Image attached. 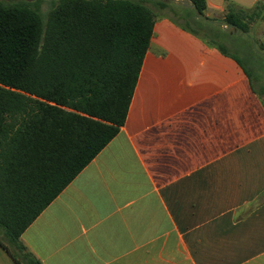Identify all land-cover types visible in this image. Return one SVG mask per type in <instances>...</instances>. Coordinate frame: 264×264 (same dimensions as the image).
Listing matches in <instances>:
<instances>
[{"label": "crops", "instance_id": "crops-1", "mask_svg": "<svg viewBox=\"0 0 264 264\" xmlns=\"http://www.w3.org/2000/svg\"><path fill=\"white\" fill-rule=\"evenodd\" d=\"M22 239L43 264H264V105L245 70L163 16L125 126ZM0 264H16L1 246Z\"/></svg>", "mask_w": 264, "mask_h": 264}, {"label": "trees", "instance_id": "trees-1", "mask_svg": "<svg viewBox=\"0 0 264 264\" xmlns=\"http://www.w3.org/2000/svg\"><path fill=\"white\" fill-rule=\"evenodd\" d=\"M11 1H0V246L16 264H43L23 233L125 126L163 16L145 0H52L46 16L43 0ZM187 2L195 9L156 5L238 62L264 105V85L229 51L207 0ZM225 12L223 24L248 35L264 20V0Z\"/></svg>", "mask_w": 264, "mask_h": 264}, {"label": "rangeland", "instance_id": "rangeland-1", "mask_svg": "<svg viewBox=\"0 0 264 264\" xmlns=\"http://www.w3.org/2000/svg\"><path fill=\"white\" fill-rule=\"evenodd\" d=\"M6 3H11V0H0ZM16 1V0H14ZM20 1H28V2H35L37 0H20ZM158 1H165L169 5L178 4L182 6L184 9L191 8V4L187 2V0H180L183 3H180L178 0H145L146 4L150 6L158 16H168L170 18H174L177 20H181L175 13L167 8L161 9L159 8L156 3ZM244 2V3H242ZM228 3L235 4L239 7H243L246 9H250L247 1H234V0H227L225 2V6ZM52 7V0H43L42 3V13L46 16L50 8ZM225 10L223 12H215L212 10H208L206 12V16L210 19L216 20L217 24H219L225 33L222 34L224 41L227 42L229 51L238 54L242 60L244 61L245 65L252 73L255 82L258 85H264V53L260 51L259 44L264 42V20H258L257 22L253 23L250 28V32L248 35L239 32L235 28L232 27H223V19L225 17ZM161 18H159L160 20ZM259 52V54L257 53Z\"/></svg>", "mask_w": 264, "mask_h": 264}, {"label": "water", "instance_id": "water-1", "mask_svg": "<svg viewBox=\"0 0 264 264\" xmlns=\"http://www.w3.org/2000/svg\"><path fill=\"white\" fill-rule=\"evenodd\" d=\"M180 3H183V1H180V0H178ZM192 8H194L195 9V6H191ZM223 27L225 28L226 26L225 25H223Z\"/></svg>", "mask_w": 264, "mask_h": 264}]
</instances>
